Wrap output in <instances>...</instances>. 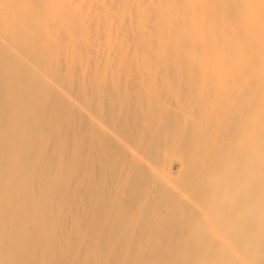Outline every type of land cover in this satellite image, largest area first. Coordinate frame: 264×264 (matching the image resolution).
<instances>
[{
  "label": "bare ground",
  "instance_id": "obj_1",
  "mask_svg": "<svg viewBox=\"0 0 264 264\" xmlns=\"http://www.w3.org/2000/svg\"><path fill=\"white\" fill-rule=\"evenodd\" d=\"M92 129L97 171L106 139L122 166L113 186L96 177L100 221L132 171L138 208L165 202L104 250L84 231ZM115 248L114 264H264V0H0V264Z\"/></svg>",
  "mask_w": 264,
  "mask_h": 264
},
{
  "label": "rangeland",
  "instance_id": "obj_2",
  "mask_svg": "<svg viewBox=\"0 0 264 264\" xmlns=\"http://www.w3.org/2000/svg\"><path fill=\"white\" fill-rule=\"evenodd\" d=\"M91 132H92L91 133L92 138L90 140L94 139V143H93V141H90L89 142V144H90L89 148L91 149L90 150L92 153L91 156L92 155L94 156L93 152L95 153L94 149L96 146V145H94L95 144V136L93 134L94 130L92 129ZM125 137L131 143H134L136 145L141 140L140 135L138 133L133 132V128L131 129L130 132L127 133V135H125ZM106 141L108 142V139H106L104 142H101L102 147L101 146L100 147L102 148V151H104L103 159H105V161L109 162V163H107V165L104 168H102L100 170V172H98L97 168H96L95 160H93V156L90 158L91 159L90 168L92 170V171H90V174H91V178H93V182H92V184H90L88 191L83 196L86 199V202L88 203L89 213L87 214V217H88V222L90 221L87 224V228L84 229V231L85 232L87 231L88 233H90L92 235L98 234L99 238L97 239V243H98L97 246L99 245L98 247H100V249H102V247H103V250L105 248V245L108 242H110L112 239H114V238H111L110 235L117 237L118 234H115V233H117L118 230H121L123 225L128 227L127 230L130 233L142 234V232L144 233L145 231H150V228H154V226L156 225V223L154 222V218H156L157 216L154 217V213L162 212L164 210V206H165V202L163 203V200H156L154 203H153V200H151L148 203L144 204V206H142L141 208L137 207V205L135 203L138 202V200L141 196V190H140L141 184L143 182L146 183L147 179L144 178L145 181H143L141 178L139 179V175L135 174L134 171H132L128 174L133 178L134 182L122 184L121 187L124 189L123 194L121 195V197L119 199L116 200V202L113 205H111L112 209H106V211L104 213V218H103V220L100 221L99 214H100L101 210H99V206H98L99 203H102L103 206L109 207L107 205V203L110 204L112 199H110V194L107 193L108 189H106V190L104 189L103 194L101 192L96 191V186H98V182L96 180V177L99 179L100 183H103L105 179H106V181L108 179L109 180L112 179L110 181H111V186H113L112 184H114L116 182L117 171H122V166L120 168H118L120 165V162H119V164L117 162L115 163L113 161L114 156H112L113 158L111 156H108V154L110 152L109 148H111V146H107L110 144L107 143ZM103 143H104V147H103ZM143 143H145V142H143ZM149 144H150V147H152V148L150 151L146 152V154L144 152V154L149 158V160H157L158 157H161L160 154L164 153V150L166 148V142L163 139H157V140L150 141ZM142 146L144 148L146 146V144H143ZM92 150H93V152H92ZM232 153L233 152L231 151V154ZM232 157H233V155H232ZM94 159H95V156H94ZM92 162L94 164H92ZM235 164L237 165V163H235ZM172 166H173V171L176 172L178 170V165L173 163ZM148 180L150 181V178H148ZM94 181H95L96 185H94ZM197 193H200L198 188L195 189V194H196L195 199L196 200H198L200 198V195L199 194L197 195ZM195 194H194V196H195ZM103 196H105L104 199H103ZM198 196H199V198L197 199ZM100 197H101V201L96 199V198H100ZM77 217L78 216L76 215V218ZM83 217H79L78 220H80V218H83ZM163 227L165 230H168L171 227L174 229L175 225H174V223L173 224L168 223L167 225H165ZM133 230H135V231H133ZM82 232H83V227H82ZM101 232L105 233V234H103V236H102ZM235 233H233L234 234V235H232L233 237L234 236H236V237L240 236L239 231L235 232ZM237 233H238V235H237ZM243 235H244V233H243ZM243 240H244V238H243ZM131 243L132 244H134V243L140 244L141 240H132ZM175 243H177V241L175 240V236H173L171 238V240L168 242V244L173 245ZM117 247L119 249L118 244H117ZM118 249L114 250L112 253L108 252L107 250L104 252V257H106L107 260H110L109 263H107V264H114L116 261H118V254H119ZM161 252L162 251H159L157 249V253H155V254H161ZM152 255L153 254H145L143 256V258L141 259V263L142 264H153L150 261V258L152 257Z\"/></svg>",
  "mask_w": 264,
  "mask_h": 264
}]
</instances>
